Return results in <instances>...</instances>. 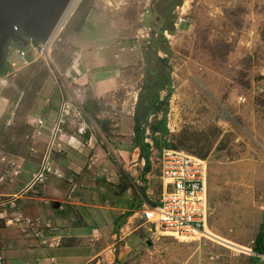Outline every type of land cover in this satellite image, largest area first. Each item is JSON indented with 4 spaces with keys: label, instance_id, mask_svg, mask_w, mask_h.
<instances>
[{
    "label": "rangeland",
    "instance_id": "374dc122",
    "mask_svg": "<svg viewBox=\"0 0 264 264\" xmlns=\"http://www.w3.org/2000/svg\"><path fill=\"white\" fill-rule=\"evenodd\" d=\"M170 3L75 0L51 36L48 57H29L26 63L15 52L26 42L9 39L0 58V70L7 67L0 74V192L16 193L23 161L22 177L52 175L48 166L57 135L69 125L77 132L78 124L84 123L91 131L97 127L110 143L117 138L125 143L113 148L105 140L84 160L75 155L73 169L62 160L64 170H53L64 179L56 181L57 185L64 182L75 194L87 192L95 204L108 208L133 203L137 212L140 204L150 205L160 194L156 168L160 148L152 140L155 137L206 161L208 227L223 242L213 237L185 242L152 236L147 227H140V213L129 221L126 232L132 236L128 241L148 249L151 264H264L253 251L264 227V0H182L172 9ZM89 8H96L108 38L119 42L116 48H131V66L122 79L128 94L120 87L99 101L88 96L81 103L70 100L66 112L60 113L57 106L56 117L49 123L43 117L47 108L43 98H49L53 105L59 103L55 86L64 83L60 74L71 61L62 34L75 13L72 27ZM166 15L174 17L172 33L168 32ZM161 28L170 48L171 94L163 111L151 116L148 123L151 127L164 120L167 132L160 137L147 129L150 169L144 174L145 162L133 146V111L146 65L145 47L159 37ZM158 56L165 57L160 52ZM45 77H51L50 84L39 95ZM72 87L67 89L72 92ZM160 96L165 98L166 92ZM81 107L90 112L85 114ZM39 120L42 125H38ZM159 147L165 148L163 143ZM33 150L37 151L36 162L30 157ZM48 151L46 163L44 153ZM6 199L0 197V201ZM107 215L111 218L112 214ZM120 221L126 220L121 217Z\"/></svg>",
    "mask_w": 264,
    "mask_h": 264
},
{
    "label": "crops",
    "instance_id": "0c3cea01",
    "mask_svg": "<svg viewBox=\"0 0 264 264\" xmlns=\"http://www.w3.org/2000/svg\"><path fill=\"white\" fill-rule=\"evenodd\" d=\"M100 22L102 20L94 8L87 12L79 31H74L67 24V30L62 35L71 52V61L60 74L64 83L61 86L57 82L55 86L59 92V103L53 105L49 98H43L47 107L43 110V117L47 122L52 123L56 117L57 106L60 112L63 99L70 98L69 101L81 103L88 96L99 101L120 87H124L128 94L122 79L125 69L131 66V48H116L119 42L108 38L109 34L101 29ZM50 80L51 77L45 78L39 95L45 91ZM71 86L72 92L67 89ZM80 109L84 112L83 107ZM82 124H78L77 132H73L74 127L69 125L57 135L48 166L52 175L47 174L49 177L43 176L42 179H36L39 173H32L29 178L22 177L23 161L15 183L18 187L16 193L0 192V197L8 198L0 201V255L4 264H151L150 251L142 244L128 241L132 235L126 232L129 221L140 213L144 204H140L141 209L137 212L133 203L108 208L107 205L95 204L87 192L75 194L67 189L66 183L57 185L56 181L64 179L53 174V170L55 173L64 170L62 160L67 168L73 169L75 155L80 161L84 160L87 153L97 151L106 140L97 127L91 131ZM84 129L86 131L81 137ZM115 132L120 134L119 129ZM109 143L106 140V144L114 148L119 143L124 144L125 140L117 138ZM48 152L44 153L46 163L50 156ZM36 153L33 150L30 154L33 162L37 161ZM54 202L59 203L58 209L48 207ZM107 213L112 214L111 218ZM118 217L125 219V223L120 218L115 222ZM140 227H143L142 222ZM257 256L264 260V255Z\"/></svg>",
    "mask_w": 264,
    "mask_h": 264
},
{
    "label": "built area",
    "instance_id": "2783aa9c",
    "mask_svg": "<svg viewBox=\"0 0 264 264\" xmlns=\"http://www.w3.org/2000/svg\"><path fill=\"white\" fill-rule=\"evenodd\" d=\"M51 36L44 42L27 40L26 45L15 52L26 63L32 57L30 46H34L40 57L47 58L49 43L53 40ZM69 103L67 99L61 101V113L66 112ZM38 123L42 125L41 120ZM156 168L160 194L155 202L140 211L142 226L155 237L168 236L185 242L212 240L213 235L208 231L210 207L206 161L182 150L164 148L156 158ZM0 264H4L1 255Z\"/></svg>",
    "mask_w": 264,
    "mask_h": 264
},
{
    "label": "trees",
    "instance_id": "16d2710c",
    "mask_svg": "<svg viewBox=\"0 0 264 264\" xmlns=\"http://www.w3.org/2000/svg\"><path fill=\"white\" fill-rule=\"evenodd\" d=\"M182 0H164V3L171 2L170 8H174L181 4ZM85 10L79 19V22L76 26L72 27L74 31H79L83 25L85 16L90 10ZM77 13L79 10L76 11ZM76 14V13H75ZM74 14V16H75ZM74 16L70 20V25L74 21ZM174 17L166 15V20H170V25L168 32L172 33V23ZM72 26V25H71ZM70 27V26H69ZM164 29L161 28L158 32L159 37L155 40L149 42L150 46L145 47V67L144 75L142 78V85L137 93V99L134 106L133 113V133H134V148H138L140 151V158L144 160V174L150 169V145L145 142L146 131H150L151 134H160V137L165 135L167 130L165 128L164 120L158 124L149 126V119L151 116L157 115L163 111L166 107L171 94V82H170V67L168 55L170 54V48L166 43V40L163 38ZM154 32H151V36ZM8 46V45H7ZM162 53L165 57H159L158 53ZM7 67H3L0 70V74L3 75L6 72ZM46 78V77H45ZM45 80V79H44ZM162 91L166 92L165 98L161 99L160 93ZM88 107L83 108L84 112H90L87 110ZM148 129V130H147ZM152 140L157 148L162 150V147H159L160 144H164L165 148H172L164 142V140H157V138L152 137ZM143 194V193H142ZM144 195V194H143ZM120 217L116 219L115 222H118ZM264 228V227H263ZM253 251L257 255H264V234L263 229L262 233H259L255 244L253 246Z\"/></svg>",
    "mask_w": 264,
    "mask_h": 264
},
{
    "label": "water",
    "instance_id": "95a60500",
    "mask_svg": "<svg viewBox=\"0 0 264 264\" xmlns=\"http://www.w3.org/2000/svg\"><path fill=\"white\" fill-rule=\"evenodd\" d=\"M72 0H0V58L9 39L27 43L46 41L58 26ZM38 41V39H35ZM25 44V43H24ZM53 209L59 203L52 204Z\"/></svg>",
    "mask_w": 264,
    "mask_h": 264
},
{
    "label": "bare ground",
    "instance_id": "6f19581e",
    "mask_svg": "<svg viewBox=\"0 0 264 264\" xmlns=\"http://www.w3.org/2000/svg\"><path fill=\"white\" fill-rule=\"evenodd\" d=\"M75 2V0H72L71 1V3H70V6L73 4ZM70 6H69V8H70ZM69 10V9H68ZM67 10V11H68ZM59 26V25H58ZM51 44V43H50ZM30 52H31V55H32V57L34 58V57H40L39 55H38V53L36 52V50H35V48H34V46H30ZM209 229V228H208ZM209 231V230H208ZM210 232V231H209ZM211 233V232H210ZM212 234V233H211ZM213 238L216 240V241H218V242H223V240L222 239H220L218 236H216V235H214L213 234ZM186 242H190V241H186Z\"/></svg>",
    "mask_w": 264,
    "mask_h": 264
}]
</instances>
